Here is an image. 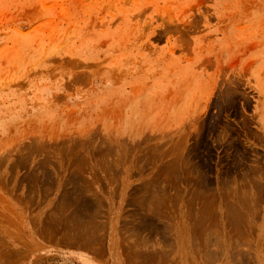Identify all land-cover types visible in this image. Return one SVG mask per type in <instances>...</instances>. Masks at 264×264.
<instances>
[{"label":"rangeland","instance_id":"374dc122","mask_svg":"<svg viewBox=\"0 0 264 264\" xmlns=\"http://www.w3.org/2000/svg\"><path fill=\"white\" fill-rule=\"evenodd\" d=\"M0 264H264V0H0Z\"/></svg>","mask_w":264,"mask_h":264}]
</instances>
